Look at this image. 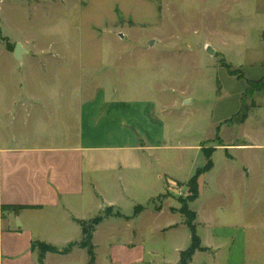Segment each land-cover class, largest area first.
I'll return each instance as SVG.
<instances>
[{"label": "rangeland", "instance_id": "rangeland-1", "mask_svg": "<svg viewBox=\"0 0 264 264\" xmlns=\"http://www.w3.org/2000/svg\"><path fill=\"white\" fill-rule=\"evenodd\" d=\"M0 29L13 47L37 49L32 67L46 64L47 84L65 79L73 59L72 85L78 83L81 98L108 85L122 98L154 100L166 143L154 150L152 163L144 158L148 175L128 179L124 196L96 191L102 197L93 195L80 211L101 218L98 244L113 234L126 238L125 216L140 204L163 211L157 218L137 215L142 226L185 224L193 211L198 230V221L214 220L231 233L234 253L241 250L223 264H264V90L255 91L264 77V0H0ZM7 53L0 39L5 87L18 61ZM249 85L254 92L243 100ZM242 105L250 110L237 124ZM202 147L215 148L213 166L202 168L193 198L188 180L206 163ZM110 204L118 208L110 206L108 214ZM112 217L118 220L110 227L105 220ZM179 226L176 238L152 246L168 253L182 243L189 230ZM229 249L223 247L224 257ZM104 254L98 251L97 264H107Z\"/></svg>", "mask_w": 264, "mask_h": 264}, {"label": "crops", "instance_id": "crops-1", "mask_svg": "<svg viewBox=\"0 0 264 264\" xmlns=\"http://www.w3.org/2000/svg\"><path fill=\"white\" fill-rule=\"evenodd\" d=\"M21 46L24 55L12 64V77L6 78V87L0 84V206L38 207L6 211L4 218L0 211V264H38L34 240L58 249L71 246L65 254L46 253L44 264H88L86 250L77 244L82 233L74 219L91 218L80 211L93 195L102 197L96 191L124 196L128 179L148 175L143 161L146 157L152 163L154 150L166 143L163 124L154 118V100L122 98L126 94L112 92L108 85L90 98H81L78 83L72 85L69 64L73 59L65 66V79L45 83L41 75L50 72L46 64L35 62L39 66L32 67L31 52L37 49ZM13 51L7 53L10 58H15ZM161 214L145 208L125 219L126 238L113 234L101 244L96 242L99 228L95 229L94 264L100 250L107 264H177L179 252L190 243V231L168 253L152 243L163 245L176 238L173 232L186 224L154 226L150 220L142 226L134 220L137 215L157 218ZM116 218L105 222L113 227ZM196 225L203 228L196 227V232L206 249L196 251L188 264H223L231 255H241V250L234 253V242H228L231 233L224 226L214 220ZM225 246L230 249L224 257ZM244 253L242 249L243 257Z\"/></svg>", "mask_w": 264, "mask_h": 264}, {"label": "trees", "instance_id": "trees-1", "mask_svg": "<svg viewBox=\"0 0 264 264\" xmlns=\"http://www.w3.org/2000/svg\"><path fill=\"white\" fill-rule=\"evenodd\" d=\"M264 36V32H263ZM0 39L5 42L6 49L9 51H13L14 47L13 45L10 44L8 38L4 35H2L1 29H0ZM258 86L256 87L255 91H263L264 90V77L260 78L258 81ZM253 90L251 86L246 89L244 92L243 100L246 95L253 94ZM248 106H240L239 110L235 114L234 121L237 124H242L246 121L248 117V112H249ZM215 148H211L210 150H206L205 147H202V152L206 158V163L203 167L197 168L195 173L190 177L188 180V185L190 186V189L193 194V198H197L198 195V177L199 174L202 172V168L204 170H209L213 166V161H212V153L214 152ZM37 205H30V204H2L0 206V211H1V217L4 218L5 214L4 212L6 211H13V212H18L19 210L26 209V208H37ZM109 207L105 209V211L108 212L109 214ZM143 207L138 204L134 206L133 213L130 216H125L126 219H129L136 214H138ZM188 212L191 214V216L186 215L187 218L190 220H186L185 224L188 227L190 231V243L188 247L185 249L181 250L179 252V260L177 264H188L190 260L192 259L193 254L197 250H205L206 248L201 245L200 238L198 234L196 233V227L193 224V221L195 220V212L189 211ZM75 221L78 222L81 228V241L77 242L78 246L80 248H84L86 250V253L88 255V264H94L95 263V252H94V245L92 244V236L93 232L95 230L96 225L100 222L101 218L100 217H94L92 219L84 220V219H74ZM91 224V228L89 229V225ZM32 247L37 250V261L38 264H44V256L46 253H58V254H65L67 253L70 249L71 246L65 247L63 249H58L57 247L47 244L45 242L39 241V240H34L32 242Z\"/></svg>", "mask_w": 264, "mask_h": 264}, {"label": "water", "instance_id": "water-1", "mask_svg": "<svg viewBox=\"0 0 264 264\" xmlns=\"http://www.w3.org/2000/svg\"><path fill=\"white\" fill-rule=\"evenodd\" d=\"M151 44V41L149 42V45ZM213 49L209 48L207 51L209 53L212 52ZM22 53H24V49L22 48L21 44L17 43L15 45L14 51H13V55L17 60L21 59Z\"/></svg>", "mask_w": 264, "mask_h": 264}]
</instances>
